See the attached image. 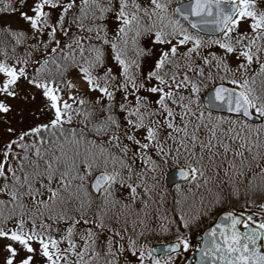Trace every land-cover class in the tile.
<instances>
[{
	"label": "snow or ice",
	"instance_id": "obj_1",
	"mask_svg": "<svg viewBox=\"0 0 264 264\" xmlns=\"http://www.w3.org/2000/svg\"><path fill=\"white\" fill-rule=\"evenodd\" d=\"M16 14L26 27L0 25V264H264V0H0Z\"/></svg>",
	"mask_w": 264,
	"mask_h": 264
},
{
	"label": "trees",
	"instance_id": "obj_2",
	"mask_svg": "<svg viewBox=\"0 0 264 264\" xmlns=\"http://www.w3.org/2000/svg\"><path fill=\"white\" fill-rule=\"evenodd\" d=\"M13 16H18V14H16V15H0V25H7V24H5V21L8 18L13 17ZM242 26H243V29H241L242 32L249 31L248 26L246 24H242ZM116 27H117V25L115 23H112L111 26H110V33ZM151 39H152L151 37H145V38L141 39L140 44L145 50H147L149 48H152V49L155 50L156 46L152 45ZM206 51H217L218 52L219 50L213 48V49H209V50H206ZM107 55L109 56V59H108L109 66L113 67L114 72H118L119 71L118 68L114 64H112V62H111V59H110L111 52H110V50H108ZM156 55H158V53H156L154 51L153 55L144 57L143 64H142V69L144 71H147V70L150 69V67L152 66V62L156 58ZM73 75L77 76V73L72 72L70 74V77L73 78ZM175 167H178V166L175 165V164L170 163L168 165L162 166L160 171L157 173V176H158V181H157L158 190L165 196L166 201H167V205L166 206L169 207V208H171V206H172V204H173V202L175 200L180 199L181 201H183V199H184V197H183L184 184L174 186V187H172L170 189H166L165 186H164L163 179H164L165 173L167 171H169L170 169L175 168ZM188 200H189V202H191V200H192V197L190 195L188 197ZM219 211H221V210H218L217 212H213L212 215L209 216V217H204L203 220H202L201 226L198 227V228H193V230L191 232V235L200 232L205 226H207L213 220V218L217 214H219ZM166 242L167 241H164V240H157V241L153 242V245L154 244H163V243H166Z\"/></svg>",
	"mask_w": 264,
	"mask_h": 264
},
{
	"label": "water",
	"instance_id": "obj_3",
	"mask_svg": "<svg viewBox=\"0 0 264 264\" xmlns=\"http://www.w3.org/2000/svg\"><path fill=\"white\" fill-rule=\"evenodd\" d=\"M209 38H211V37H209ZM204 102L207 103V99H206V97L204 98ZM212 111H213L214 114H219V115H229V114H227V113L217 112V111L214 110V109H213ZM257 123H259V121H257ZM173 172L176 173V182H175V183H169V181H168V176L171 175ZM164 183H165L166 188H170V187H172V186H174V185H176V184H182V183H185V182H183V181L180 180L179 175H178V169H173V170L169 171L168 173H166V175H165V177H164ZM216 222H217V221H216V219H215V220L213 221V223H212L209 227L214 226ZM209 227H208V228H209ZM199 239H200V236L196 238V242H199ZM157 246H159V245H157ZM153 247H156V246H153Z\"/></svg>",
	"mask_w": 264,
	"mask_h": 264
},
{
	"label": "rangeland",
	"instance_id": "obj_4",
	"mask_svg": "<svg viewBox=\"0 0 264 264\" xmlns=\"http://www.w3.org/2000/svg\"><path fill=\"white\" fill-rule=\"evenodd\" d=\"M5 24L11 25L12 28L26 27V25H24L23 22L19 20V16H13V17L8 18L5 21ZM241 29H243L242 25H241ZM75 77H76V75H73L74 82H75ZM41 115H42V118H43V114H41ZM14 123H15V121H14ZM3 127H4L3 125H0V131H2ZM196 235H197V233H195V234H193L191 236L194 238ZM178 264H181V262H178Z\"/></svg>",
	"mask_w": 264,
	"mask_h": 264
},
{
	"label": "flooded vegetation",
	"instance_id": "obj_5",
	"mask_svg": "<svg viewBox=\"0 0 264 264\" xmlns=\"http://www.w3.org/2000/svg\"><path fill=\"white\" fill-rule=\"evenodd\" d=\"M181 264H182V262H181Z\"/></svg>",
	"mask_w": 264,
	"mask_h": 264
}]
</instances>
